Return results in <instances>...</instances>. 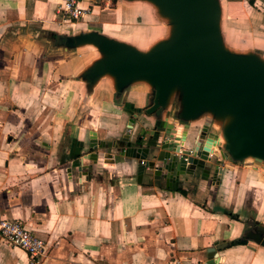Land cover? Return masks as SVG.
<instances>
[{
  "label": "crops",
  "instance_id": "1",
  "mask_svg": "<svg viewBox=\"0 0 264 264\" xmlns=\"http://www.w3.org/2000/svg\"><path fill=\"white\" fill-rule=\"evenodd\" d=\"M59 2L0 0V219L20 221L46 243L45 253L32 261L0 234V264H173L176 259L209 264V248L225 243L216 252V264H243V254L264 253L261 245L247 246L246 221L252 219L253 229L264 225V184L249 178L245 185L246 178L237 177L220 191L228 171L242 173L240 161L229 155L220 161L218 185L198 173L180 176L175 189L150 176L138 182L135 158L122 157L111 169L99 161L85 178L71 165L76 153L87 150L91 132L109 144L124 133L133 139L140 129H150L153 118L143 110L153 88L136 79L118 91L110 73L92 77L90 69L102 57L96 46L68 49L57 42L61 36H42L33 22ZM218 2L223 47L263 60L264 0ZM235 26L251 33L253 50L228 47L227 28ZM178 97L170 95L163 114L180 108ZM137 108L142 111L128 130ZM207 119L209 133L224 142L221 120L209 113L190 121L189 128L199 129ZM191 146L188 138L184 147ZM211 156L220 157V148ZM241 184L242 206L236 208ZM254 263L264 261L257 257Z\"/></svg>",
  "mask_w": 264,
  "mask_h": 264
},
{
  "label": "water",
  "instance_id": "2",
  "mask_svg": "<svg viewBox=\"0 0 264 264\" xmlns=\"http://www.w3.org/2000/svg\"><path fill=\"white\" fill-rule=\"evenodd\" d=\"M169 18L170 35L149 50L135 46L96 30L73 36H62L69 49L77 44L91 43L102 57L90 69L92 77L102 73L114 76L117 90L131 81L144 79L153 90L145 115L153 118L150 129L142 128L131 139L124 133L118 141L105 143L91 132L85 152L76 153L71 165L83 178L89 167L100 161L103 168L115 167L122 157L137 159L136 177L165 180L167 189L183 175H197L220 183L223 167L220 161L228 155L234 160L252 157L254 167L264 162V61L251 53L226 50L219 32L218 0H148ZM178 93L180 108L163 111L172 93ZM137 108L129 117L127 129L133 128ZM203 113L223 120L221 136L210 134L211 120L199 129H190V121ZM191 148H185L187 139ZM216 147L220 157H212ZM115 156V157H114ZM259 165V166H258ZM264 225L247 233V246L264 247ZM227 246L217 245L208 250V263L216 264V252Z\"/></svg>",
  "mask_w": 264,
  "mask_h": 264
},
{
  "label": "rangeland",
  "instance_id": "3",
  "mask_svg": "<svg viewBox=\"0 0 264 264\" xmlns=\"http://www.w3.org/2000/svg\"><path fill=\"white\" fill-rule=\"evenodd\" d=\"M79 1H80L79 2L80 6L84 8L88 7L90 10L84 14L83 18L79 17L75 24H72L71 23L72 20L69 18V16L63 14V11L60 9V4L62 2L61 0V2L57 4H53V9H51V11L46 16H43L39 20L33 22L34 27L36 29H39L40 34L44 37L47 36L48 34L53 37L55 36L62 37V36H73L83 32L94 31L95 29H93V27L91 26L92 24L93 26L99 28L96 31L102 32V30H105L115 38H122L131 34L144 35L143 33L145 32L142 30L145 29L147 22L142 23L143 22L142 15L140 14L137 17H132L133 8H131L132 6L129 4V2L136 0H79ZM141 1L145 2L148 0H139L138 2ZM148 2L152 3L151 1ZM152 4L157 10L158 15L155 14L156 19L152 20L151 24L158 28L157 30L158 32L156 31L154 32L153 35L147 36L148 47L154 45L159 41L166 39L169 36L172 28L169 18L164 16L158 10V8L154 3ZM148 10L152 16L153 14L150 10V7L148 9L146 8L145 12L148 13ZM235 27L237 28H227V31H230L229 33L227 32L229 38V41L227 43L228 47L235 51L253 50L254 42L252 41L251 33L247 30H244L243 28H240V26L239 27L235 26ZM46 31H49V33H47ZM61 37L56 39L57 42L63 43ZM89 49L94 50L95 53L97 52V50L94 47L90 46L88 50ZM85 51H87V49L81 50V52H85ZM78 53L80 54V52ZM260 56L264 60V53L260 52ZM226 121H227L226 119H223L220 121V124H224L226 123ZM258 162H256V160L252 157H248L244 160H241L239 162L238 169H240L242 173L240 175L239 174L236 175L235 171H228L227 179L225 180V183L221 185L222 188H220V191H222L224 187H229L228 186L229 181H233L237 177H239L241 180L246 178L245 185H247L249 178H251L252 181H258L264 184V170L261 167H256V169H253L251 167ZM259 164H261L260 166H263L264 162L260 161ZM244 171H245V175H243ZM245 185L244 186L242 185L240 188L241 192L239 194L238 205L236 206V208L242 206V199L244 196ZM248 190L251 191V189ZM261 208L263 209L260 213V216L261 219H264V202L261 204ZM243 217L247 218L248 216L245 213ZM251 220H252L251 218L246 220L249 231H253L254 223H252ZM257 257H260L261 260L264 261V253L260 252V249H258V251L255 253L249 252L243 254L242 260L245 259V262H243V264H255L254 259Z\"/></svg>",
  "mask_w": 264,
  "mask_h": 264
},
{
  "label": "built area",
  "instance_id": "4",
  "mask_svg": "<svg viewBox=\"0 0 264 264\" xmlns=\"http://www.w3.org/2000/svg\"><path fill=\"white\" fill-rule=\"evenodd\" d=\"M79 2V0H62L60 9L63 11V14L68 15L71 20L78 19L79 17H83L89 10L88 7L84 8L80 6ZM0 234L8 244L25 250L32 261L45 253V241L35 236L29 228L18 220L0 219ZM173 264L188 263H183L180 259H176L173 261Z\"/></svg>",
  "mask_w": 264,
  "mask_h": 264
},
{
  "label": "bare ground",
  "instance_id": "5",
  "mask_svg": "<svg viewBox=\"0 0 264 264\" xmlns=\"http://www.w3.org/2000/svg\"><path fill=\"white\" fill-rule=\"evenodd\" d=\"M138 1L139 0L131 1V2H129V4L132 6L131 8H133V13H134L135 17H137L140 14V15H142V21H143L142 23H146L147 22L146 23L147 25L145 24L146 25L145 26V29L142 30L146 34L143 33L144 35H132L131 37L115 38L114 36L110 35L105 30H102L101 33H103L104 35H107L109 37H112V38H115V39H119V40L128 42L130 44H133L134 46H136L137 48H139L141 50H145L148 47L147 36L148 35H153L154 32H156L158 30L157 27H155V26H153L151 24L152 23V20H155L156 19L155 14H157V10L153 6V4L150 3V2H148V1H145V2H142V1L141 2H138ZM149 7H150V10H151V12L153 14L152 16H151L149 10H148V13L145 12L146 11V8L148 9ZM133 13H132V16H133ZM93 29L98 30L97 28H93ZM136 31H138V30H136ZM262 250L264 251V247H262Z\"/></svg>",
  "mask_w": 264,
  "mask_h": 264
},
{
  "label": "trees",
  "instance_id": "6",
  "mask_svg": "<svg viewBox=\"0 0 264 264\" xmlns=\"http://www.w3.org/2000/svg\"><path fill=\"white\" fill-rule=\"evenodd\" d=\"M179 191H180L181 193H183V194H186L185 190H183V189H179ZM230 216H231L232 218H235V219H238V218H239L237 214H230Z\"/></svg>",
  "mask_w": 264,
  "mask_h": 264
},
{
  "label": "flooded vegetation",
  "instance_id": "7",
  "mask_svg": "<svg viewBox=\"0 0 264 264\" xmlns=\"http://www.w3.org/2000/svg\"><path fill=\"white\" fill-rule=\"evenodd\" d=\"M262 229H264V227Z\"/></svg>",
  "mask_w": 264,
  "mask_h": 264
}]
</instances>
